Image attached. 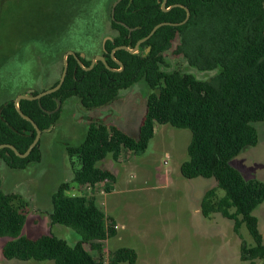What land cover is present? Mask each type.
Instances as JSON below:
<instances>
[{
	"label": "trees",
	"instance_id": "16d2710c",
	"mask_svg": "<svg viewBox=\"0 0 264 264\" xmlns=\"http://www.w3.org/2000/svg\"><path fill=\"white\" fill-rule=\"evenodd\" d=\"M97 1L101 2L70 0L59 7L64 24L53 27L51 31L56 33L52 36L48 34L46 47L50 48L53 62L50 88L59 84L63 55L67 52L74 51L83 67L74 56H69L68 73L61 89L40 100H21L19 107L44 132L54 128L60 118L61 109L49 114L56 110L58 100L63 105L77 98L90 111L112 104L122 90L144 80L152 93L139 134L132 137L117 126L94 121L84 142L67 148L74 176L53 194L50 217L53 225L76 232L79 242L73 246L55 235L23 237L28 203L18 194L5 193L0 179V238H9L3 247L4 258L55 264H136L138 255L128 247L109 253L108 263L94 257L93 253H101L106 243L116 237L117 229L94 197H73L69 192L76 187L115 183V174L99 163L107 158L117 162L124 150L146 151L156 126L170 125L192 133L181 175L189 180L202 177L217 182L201 201L202 215L210 218L221 214L234 222L238 235L245 225L254 245L242 241L241 259L251 264L264 262V240L253 216L264 203V182L246 180L231 165L246 148L259 143L255 124L264 122V0H168L167 8L187 7L189 21L182 26L159 28L140 45L137 54L118 50L115 59L112 52L116 48L134 49L157 25L182 23L187 11L175 7L164 12L163 0H122L113 16L117 0H110L106 7L99 3L98 8ZM178 40L177 52L191 66L217 71L216 74L201 80L192 74L168 71L165 54ZM55 56L59 58L54 59ZM97 56L104 57L106 64L98 61L91 71H86L84 68H89ZM117 61L123 64L121 71ZM15 100L0 107V145H13L24 154L35 140L36 130L19 115ZM41 159L40 142L25 159L10 149L0 150V162L11 169L24 170ZM218 189L225 191L224 197L218 196Z\"/></svg>",
	"mask_w": 264,
	"mask_h": 264
},
{
	"label": "rangeland",
	"instance_id": "374dc122",
	"mask_svg": "<svg viewBox=\"0 0 264 264\" xmlns=\"http://www.w3.org/2000/svg\"><path fill=\"white\" fill-rule=\"evenodd\" d=\"M2 1L0 107L31 90L50 88L53 62L47 47L50 36L56 33L51 31L53 27L64 24L58 8L70 3V0ZM109 2L97 1L95 7ZM112 5L113 2L109 10ZM107 35H111L110 32ZM178 45L179 40L165 54L168 71L192 74L201 80L216 74L217 71H201L191 66L182 54H178ZM151 93L142 80L122 90L112 104L90 111L84 109L77 98H72L61 105L60 118L54 128L42 134L40 162L31 163L24 170L11 169L0 162L3 191L18 194L28 203L24 210L27 220L23 237L36 239L55 235L72 246L79 242L75 231L53 225L50 217L53 194L74 176L67 148L81 145L94 121L117 126L136 137ZM255 127L259 143L246 148L231 165L246 180L264 182V122ZM191 139L189 129L157 125L146 151L124 150L117 162L107 158L99 163L101 168L115 174L116 182H106L86 195L96 199L118 229L116 237L106 243L101 253H93L97 260L102 258L108 263L109 253L128 247L138 255L136 264H251L241 259L242 241L254 245L247 227L243 225L238 235L233 221L219 213L210 218L201 213V201L209 189L217 186L216 180L202 177L189 180L181 175V165L188 160ZM217 194L224 197L225 191L218 189ZM253 216L257 218L264 240V203ZM8 240L0 238V264H55L53 261L6 260L2 251ZM263 263L258 260L254 264Z\"/></svg>",
	"mask_w": 264,
	"mask_h": 264
},
{
	"label": "water",
	"instance_id": "95a60500",
	"mask_svg": "<svg viewBox=\"0 0 264 264\" xmlns=\"http://www.w3.org/2000/svg\"><path fill=\"white\" fill-rule=\"evenodd\" d=\"M121 1H122V0H117V1L114 3V5H113V9H112V15H113V16H114V13H115V8L117 7V5H118ZM167 2H168V0H163L162 10H163L164 12H168V11H170L171 9L175 8V7H181V8H184V9L187 11V17H186V19H185L182 23H179V24H173V23H161V24L157 25V26L151 31V33H150L146 38L142 39L141 41H139V42L137 43V45H136V47H135L134 49H131V48L127 47V46H121V47L116 48V49L112 52V57H113L114 59H115V57H114L115 52L118 51V50H126V51L130 52L131 54H137V53L139 52L140 45L143 44V43H145L146 41H148V40H149V39L155 34V32H156L159 28H161V27H163V26H182V25L186 24V23L189 21V19H190V15H191V14H190V11H189V9H188L187 7H185V6H183V5H174V6H171V7L167 8ZM148 52H149V50H148ZM69 56H74V57L78 60L79 64L83 67L81 61H80L79 58L76 56L75 52H73V51H69V52H67V53L65 54V56H64V59H63V62H64V69H63L62 75H61V77H60L59 84H58L57 86H55V87H53V88H50V89H47V90L41 92L40 94H38V95H36V96H31V95H30V94H33V93H34V90H31V91H29V95H20V96H19L18 98H16V100H15V103H14V104H15V107H16V109H17L19 115H20L24 120L30 122V123L34 126V128H35V130H36V137H35V140H34L33 143L30 145V147L28 148V150H27L24 154H21V153H20V152H19V151L13 146V145H10V144H2V145H0V150H2V149H10V150H12V151L16 154V156H18L19 158L25 159V158H27V157L32 153V151L34 150V148L39 144V142H40V140H41V137H42V134H43L44 132H49V131H51V130L53 129V127L51 126L49 129H47V130H45V131L43 132V131H42V130H41V129L35 124V122H34L31 118L25 116V114L21 111V109H20V107H19V103H20L21 100H31V101L40 100V99H42V98L45 97V96H48V95H51V94H54V93L58 92V91L61 89V87L63 86V84H64V82H65V80H66V77H67V73H68V57H69ZM98 61H102V62H104V63L106 64V61H105V58H104V57H102V56H97V57L92 61L91 66H90L89 68H84V69H85L86 71H91V70L94 68V66L96 65V63H97ZM117 63L122 67V68L120 69V71H121V70L124 68V67H123V64H122L121 62H119V61H117ZM106 66H107L108 69L113 70V69H111L108 65H106ZM113 71H119V70H113ZM61 105H62L61 101L58 100V101H57V108H56V110L53 111V112H49V114H53V113L58 112V111L61 109Z\"/></svg>",
	"mask_w": 264,
	"mask_h": 264
},
{
	"label": "built area",
	"instance_id": "2783aa9c",
	"mask_svg": "<svg viewBox=\"0 0 264 264\" xmlns=\"http://www.w3.org/2000/svg\"><path fill=\"white\" fill-rule=\"evenodd\" d=\"M103 184H99L98 186H102ZM93 187L91 185L83 186V187H76L75 189H72L69 194L73 197L76 196H87L86 194L94 193V191L97 189V187ZM87 197H92V196H87ZM118 229V227H115Z\"/></svg>",
	"mask_w": 264,
	"mask_h": 264
}]
</instances>
